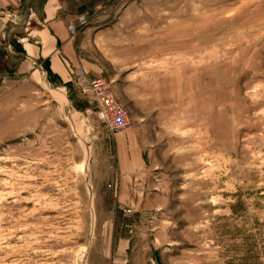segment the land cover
<instances>
[{
	"label": "rangeland",
	"instance_id": "374dc122",
	"mask_svg": "<svg viewBox=\"0 0 264 264\" xmlns=\"http://www.w3.org/2000/svg\"><path fill=\"white\" fill-rule=\"evenodd\" d=\"M79 12L64 75L24 61L16 29L1 50L0 264H264V0Z\"/></svg>",
	"mask_w": 264,
	"mask_h": 264
},
{
	"label": "crops",
	"instance_id": "0c3cea01",
	"mask_svg": "<svg viewBox=\"0 0 264 264\" xmlns=\"http://www.w3.org/2000/svg\"><path fill=\"white\" fill-rule=\"evenodd\" d=\"M0 3L15 13V23L25 25L24 29L13 28L10 31L11 34L14 29L19 31L15 36L21 43L24 61H29L40 69L44 68L46 62L59 75L68 72L66 55L72 57L71 51L75 46L67 28L71 16L98 6V0H0ZM83 5L86 8L80 10ZM9 18L2 19L1 45L7 25L12 21Z\"/></svg>",
	"mask_w": 264,
	"mask_h": 264
},
{
	"label": "built area",
	"instance_id": "2783aa9c",
	"mask_svg": "<svg viewBox=\"0 0 264 264\" xmlns=\"http://www.w3.org/2000/svg\"><path fill=\"white\" fill-rule=\"evenodd\" d=\"M76 16L78 21L71 22L67 26L72 35L77 34L80 26L87 22L85 12H79ZM4 17H10L9 19H12L13 22L16 20L15 13L0 3V26L3 25ZM76 78L84 93L93 101L98 117L109 130L117 132L130 124L126 109L102 77L91 76L86 69L79 68Z\"/></svg>",
	"mask_w": 264,
	"mask_h": 264
},
{
	"label": "water",
	"instance_id": "95a60500",
	"mask_svg": "<svg viewBox=\"0 0 264 264\" xmlns=\"http://www.w3.org/2000/svg\"><path fill=\"white\" fill-rule=\"evenodd\" d=\"M86 8V5H83L81 6L79 9L80 10H83ZM13 28H20V29H24L25 28V25H21V24H17L13 21L9 22V24L7 25V28H6V32H5V43L0 45V54H1V49L2 47H6L9 45V40H8V37H9V33L10 31L13 29Z\"/></svg>",
	"mask_w": 264,
	"mask_h": 264
},
{
	"label": "bare ground",
	"instance_id": "6f19581e",
	"mask_svg": "<svg viewBox=\"0 0 264 264\" xmlns=\"http://www.w3.org/2000/svg\"><path fill=\"white\" fill-rule=\"evenodd\" d=\"M54 96L57 97L59 100H61L62 102L64 101L65 96L62 95V93L60 91H58V93H54ZM70 121V120H69ZM72 122V121H71Z\"/></svg>",
	"mask_w": 264,
	"mask_h": 264
}]
</instances>
